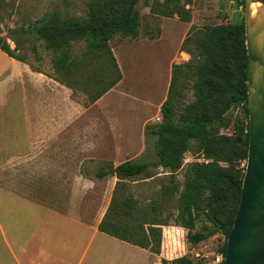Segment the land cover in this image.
<instances>
[{
	"label": "trees",
	"instance_id": "1",
	"mask_svg": "<svg viewBox=\"0 0 264 264\" xmlns=\"http://www.w3.org/2000/svg\"><path fill=\"white\" fill-rule=\"evenodd\" d=\"M138 0H89L88 14L85 17H56L47 26L35 25L31 33L37 40L43 41L47 50L53 52L52 66L56 79L74 93L86 96L85 105H90L113 88L120 80L121 73L111 52L109 43L114 35L137 38L139 35ZM244 5V1H242ZM152 14L172 17L176 14L187 21L184 11L178 5L173 7L156 3L150 8ZM182 49L192 55L185 45ZM203 61L197 65L185 64L186 68H195L197 79L194 90L197 100L191 104L183 117L173 122V91L180 66H174L166 100L160 108L162 122L159 125H146L147 136L156 137L158 160L125 161L116 166L105 163L95 173L97 179L114 176L117 181L110 204L98 226V230L132 246L159 255L162 241V226H168L158 219L159 205L175 200L179 212V222L174 226L187 231L188 243L203 240L199 233H192L196 220L201 216H212L223 227L225 243L236 214L243 171L233 167H222L220 156L226 142L232 146L236 158L247 160L248 149V111H247V53L245 47L244 24L208 26L198 36L192 38ZM83 42L84 49L80 59L71 54L73 43ZM16 46L15 49L16 50ZM4 39L0 37V51L18 61H25L14 54ZM36 59L39 58L36 47L32 48ZM99 64V65H98ZM33 71L43 73L30 67ZM105 69L106 72L102 70ZM216 95L226 97L220 112L209 114L207 103ZM234 106L242 108L245 114L242 134L237 139L209 136V124ZM203 145L205 162L190 167L185 182L179 191L175 186L162 187L163 198L160 204L150 201L142 203L131 196H124L128 184L139 177L149 178V169L158 166L168 169L171 174L181 166L183 155L189 150L191 141ZM172 176V175H170ZM144 178V179H145ZM174 184V183H171ZM195 264L183 256L171 261L161 260V264ZM220 264H223V259Z\"/></svg>",
	"mask_w": 264,
	"mask_h": 264
},
{
	"label": "crops",
	"instance_id": "2",
	"mask_svg": "<svg viewBox=\"0 0 264 264\" xmlns=\"http://www.w3.org/2000/svg\"><path fill=\"white\" fill-rule=\"evenodd\" d=\"M116 64L121 80L86 106L84 94L0 51V264H117L128 246L152 254L98 230L117 179L93 177L95 167L144 150V139L86 137L114 105Z\"/></svg>",
	"mask_w": 264,
	"mask_h": 264
},
{
	"label": "rangeland",
	"instance_id": "3",
	"mask_svg": "<svg viewBox=\"0 0 264 264\" xmlns=\"http://www.w3.org/2000/svg\"><path fill=\"white\" fill-rule=\"evenodd\" d=\"M88 1L0 0V37L11 50L17 47L14 54L26 64L56 79L59 76L52 66L53 52L47 50L43 41L37 40L35 34L30 31L35 25L47 26L49 21L56 17L87 16ZM242 1L244 0H138V37L133 39L114 35L109 43L115 60L120 64L124 76L123 83L110 96L114 104L109 109L110 114L105 117L100 115L94 134L86 137L116 141L118 144L130 138L144 139V150L136 161L156 162V137L145 135L144 128L146 125H159L162 122L158 108H161L166 100L173 67L180 66L172 96L175 123L197 100L194 90L197 71L192 67L186 68L185 64H200L203 57L192 38L208 26L244 24ZM156 3L171 7L178 5L188 20L184 21L176 14L169 18L152 14L150 8L156 7ZM188 36L190 38L185 48L190 49L192 55L182 49L183 41ZM33 47H36L38 59L34 56ZM84 47L83 42L73 43L72 56L80 59ZM102 70L106 72L104 68ZM78 95L76 94L77 98ZM125 95L126 97H120ZM79 97L85 101L81 95ZM225 101V96L216 95L212 101L210 99L206 102L209 114L220 112ZM156 117L159 118L158 121ZM244 122V111L241 107L234 106L209 124L208 134L216 139H237L242 134ZM221 146L223 154L219 158V164L224 168L230 166L243 171L246 160L236 158L232 146L226 142ZM202 162H205L203 145L196 140L191 141L177 171L171 174L168 169L152 166L148 171L151 177H139L135 182H130L124 196L134 197L144 204L150 201L160 204L163 200L160 196L162 187L175 186L180 191L190 167ZM98 169L99 165L95 167V171ZM95 171H90L93 177ZM158 207V219L165 221L168 226H174L180 221L175 200ZM168 226L162 227L161 253L157 257L149 253L148 256L140 249L128 246V249H117V264H161L163 259L171 261L183 256L195 264L221 263L225 234L222 225L212 216L201 215L196 220L192 233H199L203 237L198 243L187 242L188 230L169 232L166 229Z\"/></svg>",
	"mask_w": 264,
	"mask_h": 264
},
{
	"label": "water",
	"instance_id": "4",
	"mask_svg": "<svg viewBox=\"0 0 264 264\" xmlns=\"http://www.w3.org/2000/svg\"><path fill=\"white\" fill-rule=\"evenodd\" d=\"M259 3L255 17L251 5ZM248 149L223 264H264V0H244Z\"/></svg>",
	"mask_w": 264,
	"mask_h": 264
},
{
	"label": "bare ground",
	"instance_id": "5",
	"mask_svg": "<svg viewBox=\"0 0 264 264\" xmlns=\"http://www.w3.org/2000/svg\"><path fill=\"white\" fill-rule=\"evenodd\" d=\"M260 8V4L259 3H255L251 5V16L252 18L255 17L256 15V11Z\"/></svg>",
	"mask_w": 264,
	"mask_h": 264
},
{
	"label": "built area",
	"instance_id": "6",
	"mask_svg": "<svg viewBox=\"0 0 264 264\" xmlns=\"http://www.w3.org/2000/svg\"><path fill=\"white\" fill-rule=\"evenodd\" d=\"M156 120L158 121L159 120V118L158 117H156ZM222 261V260H221Z\"/></svg>",
	"mask_w": 264,
	"mask_h": 264
}]
</instances>
